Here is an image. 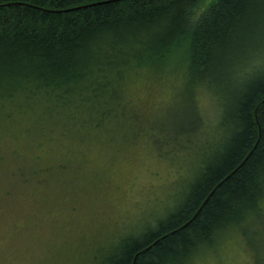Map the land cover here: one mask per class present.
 I'll use <instances>...</instances> for the list:
<instances>
[{"label": "trees", "instance_id": "1", "mask_svg": "<svg viewBox=\"0 0 264 264\" xmlns=\"http://www.w3.org/2000/svg\"><path fill=\"white\" fill-rule=\"evenodd\" d=\"M263 56L264 0H0V128L14 115V126L29 130L24 115L42 108L39 125L114 141L126 131L124 117H139L126 110L124 87L182 59L190 98L220 88L226 140L166 221L125 235L109 257L110 264H189L264 204V62L250 76H232ZM132 122L129 132L143 125Z\"/></svg>", "mask_w": 264, "mask_h": 264}, {"label": "rangeland", "instance_id": "2", "mask_svg": "<svg viewBox=\"0 0 264 264\" xmlns=\"http://www.w3.org/2000/svg\"><path fill=\"white\" fill-rule=\"evenodd\" d=\"M263 62L232 76H250ZM182 74L146 69L131 79L126 110L141 118L124 117V136L114 141L39 125L42 108L23 114L29 130L14 126L20 116L1 124L0 264H110L126 234L166 221L228 132L220 88L195 90L192 99ZM129 120L143 125L129 132ZM218 235L189 264H264V204Z\"/></svg>", "mask_w": 264, "mask_h": 264}, {"label": "bare ground", "instance_id": "3", "mask_svg": "<svg viewBox=\"0 0 264 264\" xmlns=\"http://www.w3.org/2000/svg\"><path fill=\"white\" fill-rule=\"evenodd\" d=\"M173 67H174V69H175L176 71H178V72H180V73H183V72H185V67H186V66H185V64H184V61H183L182 59H179V58H178V59H175V60H174V62H173ZM133 114L135 115V113H133ZM138 115H139V117H141V116H140V113H138ZM255 115H256V113H255ZM139 117H138V118H139ZM125 119L127 120V118H125ZM200 122H201V121H200ZM201 123H202V122H201ZM203 125H204V123L201 124V126H203ZM160 132H161V131H160ZM256 142H257V141H256ZM256 142H255V144H256ZM254 146H255V145H254ZM250 151H251V150H249L248 153H250ZM243 161H244V159L241 161V163H242ZM241 163H240L239 165H241ZM239 165H238V166H239ZM238 166H237V167H238ZM237 167H236V168H237ZM231 173H232V171H231L229 174H227L226 176L230 175ZM210 192H211V191H210ZM210 192H209V193H210ZM206 197H207V196H206ZM204 200H205V199H204ZM204 200H203V201H204ZM203 201H202V203H203ZM126 235H127V234H126ZM128 235H129V234H128ZM132 264H134V262H132Z\"/></svg>", "mask_w": 264, "mask_h": 264}, {"label": "water", "instance_id": "4", "mask_svg": "<svg viewBox=\"0 0 264 264\" xmlns=\"http://www.w3.org/2000/svg\"><path fill=\"white\" fill-rule=\"evenodd\" d=\"M245 159H246V157H245ZM225 178H227V176L225 177ZM224 178V179H225ZM223 179V180H224ZM223 180H221L220 182H222ZM219 182V183H220ZM218 183V184H219ZM217 184V185H218ZM216 185V186H217ZM216 186L211 190V192L207 195V197L205 198V200L203 201V203L200 205V207L198 208V210L195 212V214H193V216L188 220V221H186L185 223H183L179 228H181V227H184L185 225H187L188 223H189V221H191L193 218H194V216L199 212V210L203 207V205L205 204V202L207 201V199L210 197V195H211V193L214 191V189L216 188ZM173 231H175V230H173ZM144 250V249H143ZM143 250H141L139 253H142L143 252Z\"/></svg>", "mask_w": 264, "mask_h": 264}]
</instances>
